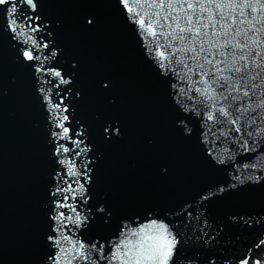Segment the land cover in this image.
<instances>
[{
    "label": "water",
    "instance_id": "obj_1",
    "mask_svg": "<svg viewBox=\"0 0 264 264\" xmlns=\"http://www.w3.org/2000/svg\"><path fill=\"white\" fill-rule=\"evenodd\" d=\"M14 2L15 24L0 5V264H53L50 237L110 253L154 219L180 241L173 264H245L264 243V137H246V151L202 135L221 125L189 91L198 77L161 67L163 49L135 22L153 9Z\"/></svg>",
    "mask_w": 264,
    "mask_h": 264
},
{
    "label": "snow or ice",
    "instance_id": "obj_2",
    "mask_svg": "<svg viewBox=\"0 0 264 264\" xmlns=\"http://www.w3.org/2000/svg\"><path fill=\"white\" fill-rule=\"evenodd\" d=\"M26 3L35 8L34 0ZM0 5L11 6L15 24L14 0H0ZM145 5L153 9L144 14L147 20L139 12L134 19L139 17L135 22L163 49L160 66L178 76L183 73L182 79L198 77L193 84L199 87L189 91L202 97L201 103L208 102L207 120L221 125L215 132L209 125L208 133L202 135L237 140L250 151L246 137H264V0H144L140 6ZM125 7L132 11L127 0ZM24 56L29 61L39 58L31 50ZM54 75L60 77L61 73ZM58 127L68 132L62 122ZM57 218L61 224L72 219L64 213ZM86 219L76 217L80 223ZM124 235L110 253L98 243L86 246L80 241L69 243L67 236L50 237L60 253L59 259L53 257V264H173L180 241L168 224L154 219Z\"/></svg>",
    "mask_w": 264,
    "mask_h": 264
},
{
    "label": "trees",
    "instance_id": "obj_3",
    "mask_svg": "<svg viewBox=\"0 0 264 264\" xmlns=\"http://www.w3.org/2000/svg\"><path fill=\"white\" fill-rule=\"evenodd\" d=\"M262 249H264V245L259 250L257 251L254 250L253 252L250 253V259L248 264H255V254H257V252L261 251Z\"/></svg>",
    "mask_w": 264,
    "mask_h": 264
},
{
    "label": "rangeland",
    "instance_id": "obj_4",
    "mask_svg": "<svg viewBox=\"0 0 264 264\" xmlns=\"http://www.w3.org/2000/svg\"><path fill=\"white\" fill-rule=\"evenodd\" d=\"M257 264H262L264 263V251L257 256V260L255 261ZM214 264H219V263H214ZM235 264V263H232Z\"/></svg>",
    "mask_w": 264,
    "mask_h": 264
},
{
    "label": "bare ground",
    "instance_id": "obj_5",
    "mask_svg": "<svg viewBox=\"0 0 264 264\" xmlns=\"http://www.w3.org/2000/svg\"><path fill=\"white\" fill-rule=\"evenodd\" d=\"M252 251V250H251Z\"/></svg>",
    "mask_w": 264,
    "mask_h": 264
}]
</instances>
